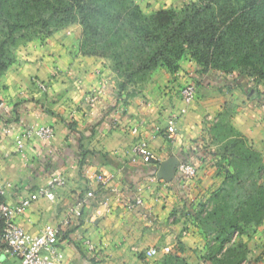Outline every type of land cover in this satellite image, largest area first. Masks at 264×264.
Returning <instances> with one entry per match:
<instances>
[{
	"label": "crops",
	"instance_id": "crops-1",
	"mask_svg": "<svg viewBox=\"0 0 264 264\" xmlns=\"http://www.w3.org/2000/svg\"><path fill=\"white\" fill-rule=\"evenodd\" d=\"M190 1L140 0L139 5H148L150 12H155L179 9ZM80 37L81 28L75 24L46 38L25 42L15 50L14 61L0 76V102L11 126L8 135L0 131L4 200L13 206L55 178L62 182L52 186L53 202H33L15 218V223L37 235L92 192L81 218L64 229L55 244L63 255L60 264H149L142 253L153 246H170L172 256L188 264H203L200 257L205 255L209 239L194 223L193 214L198 208L188 188L181 186L186 181L180 179L178 185L189 200L187 205L173 187L160 188L163 180L156 178L160 163L144 164L140 159L131 162V150L146 140L150 151L162 162L179 161L181 153L207 150L210 156L195 177L203 180L202 189L215 191L219 186L207 182L217 173L209 164L211 149L218 145L210 130L221 120L225 108L229 112L227 122L264 162V82L256 91L243 80L229 86L203 80V84H195L194 103L180 116L178 88L153 73L140 93L114 107L119 78L112 63L106 58L81 55ZM179 76L182 86L198 78L191 75L188 82V75L182 72ZM37 82L47 90L40 91ZM90 97L96 102L91 104ZM171 120L175 121L173 136L166 130ZM67 122L75 123L78 132H70ZM2 123L0 119V129ZM30 125L51 126L54 136L50 142L33 138L19 150L16 140ZM82 150L88 152L85 158ZM107 175L113 178L101 182L100 177ZM176 178L175 169L172 180L164 181L165 187L175 186L171 182ZM192 184L190 181L186 185ZM136 198L142 206H135ZM253 229L251 238L244 241L248 252L243 264H264V222ZM85 240L93 250L84 244ZM0 260L17 264L15 258L4 255L1 247Z\"/></svg>",
	"mask_w": 264,
	"mask_h": 264
},
{
	"label": "trees",
	"instance_id": "trees-1",
	"mask_svg": "<svg viewBox=\"0 0 264 264\" xmlns=\"http://www.w3.org/2000/svg\"><path fill=\"white\" fill-rule=\"evenodd\" d=\"M75 24L81 27L79 53L113 60V71L124 79L120 90L159 67L178 70L186 54L201 72L194 84L264 82V0H197L149 14L136 0H0V76L14 61L13 51L32 34L47 37ZM233 74L235 80H229ZM0 119L9 123L6 115ZM66 127L78 132L75 123ZM210 132L222 153L209 164L218 171L226 162L227 171L209 198L211 208L200 206L193 214L209 239L203 264H243L246 242L231 243L264 222V162L226 120L215 122ZM87 155L82 150L83 158ZM208 156L207 150L189 151L179 162L198 170ZM179 179L171 182L173 191L187 205ZM164 264L188 263L172 256Z\"/></svg>",
	"mask_w": 264,
	"mask_h": 264
},
{
	"label": "built area",
	"instance_id": "built-area-1",
	"mask_svg": "<svg viewBox=\"0 0 264 264\" xmlns=\"http://www.w3.org/2000/svg\"><path fill=\"white\" fill-rule=\"evenodd\" d=\"M37 88L45 92L47 90L43 83L37 82ZM196 86L194 83H187L180 89V100L182 107L178 115L182 116L187 113L188 108L194 103L196 97ZM91 104L96 102L95 97H90ZM5 106L0 102V116H5ZM173 119H176L174 117ZM2 120V119H1ZM174 120H171L167 126V134L173 136L175 134ZM1 134L8 135L11 133V126L3 121L1 124ZM135 133V131H134ZM54 136V130L48 125H30L24 129L21 138L16 140L17 148L20 150L24 147L26 141L37 138L43 142H50ZM138 159L144 164L161 163L162 158L154 155L148 146L146 140H141L131 150V162ZM196 169L189 163L179 162L176 167V173L180 178H192L196 175ZM113 178L112 175L100 177L101 182L106 183ZM59 178L53 179L47 186L39 187L34 192L18 201L15 205H10L4 200L6 185L0 181V247L4 255L15 258L17 264H60L63 261V255L57 250L55 244L63 235L71 223L77 222L81 218L82 209L87 200L93 197L92 192H87L86 196L79 200L73 208L67 210L65 216L56 224L46 225L39 234L32 235L25 232L15 223V218L24 213V211L35 201L45 199L53 202L55 194L52 186L61 184ZM143 202L135 199V206H142ZM84 244L93 250V246L88 240ZM46 253V255H45ZM171 253L170 246L161 248L149 247L143 250L145 258L152 259L160 254L168 255ZM0 264H6L0 260Z\"/></svg>",
	"mask_w": 264,
	"mask_h": 264
},
{
	"label": "rangeland",
	"instance_id": "rangeland-1",
	"mask_svg": "<svg viewBox=\"0 0 264 264\" xmlns=\"http://www.w3.org/2000/svg\"><path fill=\"white\" fill-rule=\"evenodd\" d=\"M138 4H140V0H136ZM194 1H197V0H191L188 4H190L191 2H194ZM187 5V4H185ZM141 9L142 11L145 13V14H149L151 13L150 10H149V6L148 5H144V4H141ZM184 6V5H183ZM182 6V7H183ZM182 7H180L179 9H181ZM169 9H173V8H169ZM179 9H176V10H179ZM71 26V25H70ZM81 28V27H80ZM32 33H30L31 35ZM31 36H33L31 40H35V39H43V38H46V35L44 34H32ZM26 42V41H25ZM23 42V43H25ZM28 42V41H27ZM21 43V44H23ZM17 49V48H16ZM15 49V50H16ZM15 50L13 51V53L15 52ZM112 63V68H113V65H114V62L113 60L109 59ZM178 66H179V69L178 70H171V69H168L166 67H159L157 69H155L154 71L150 72V73H147L146 76L144 75H141V76H136L134 81L132 83H129L127 84L124 88H122V90H120L119 88V85L121 82H123V78L121 75H119L116 71V75L118 76L117 78H119V81L117 82V91H116V100L117 102H122V103H125L126 104V100L128 99H131L133 97V95H135L136 93H140L141 91L140 90H143V87L142 85H146L148 83V81H150V75L155 73V74H159L160 75V79H164L166 80L167 82L170 80L172 83L175 84V86L178 88V93H180V89L183 87L182 86V83H179L181 82V76H179L180 74L185 73L186 75H188V79L189 81L188 82H191L190 80V76L193 75V77H198L200 76V71L199 69L196 67L195 63L193 62V60L190 58V55L189 54H186L184 55L178 62ZM237 75L233 74V75H230V76H227V78L229 80H235V77ZM182 80H185L184 77H182ZM251 83V89L252 90H258V84L260 83H256L254 80L252 81H249ZM187 84V83H186ZM182 86V87H181ZM255 91V92H256ZM98 102V100H97ZM109 108H107V110L109 111ZM111 112V110L109 111ZM221 119H226V121H228L229 119V112L227 111V108L224 109L223 111V114H221ZM221 145H217L215 148L211 149V152H212V159L211 160H219V158H221ZM222 167L220 170L217 171V173L213 176V180H210V181H207V182H212L213 184H216L217 186H221L225 180V177H226V169H227V166H226V162L222 163ZM184 181H186V184L188 182H192L193 184L192 185H181L180 183L182 182H178V184H180L182 187L186 186V188H188V192H190V197L193 198V201L196 205V207L199 209L200 206H204L207 210L211 208V204L209 203V198L212 194V192L214 191H209V190H205V189H202V182L203 180L200 178V179H196V177H192V178H180ZM179 179V180H180ZM216 180V181H215ZM164 181H161L160 184H162L160 186L161 189L163 190H168L170 188H172V186L169 185V187H165L164 185ZM183 187V188H184ZM218 187V188H219ZM158 188V187H157ZM217 188V187H216ZM171 190V189H170ZM187 190V189H186ZM193 203V204H194ZM246 230V234H243L241 237L240 236H236L234 237L233 241H232V246H235L240 240H242L243 242L247 240V238H251V236L253 235V233L255 232V230L250 227L248 229H245ZM163 246V245H160V247ZM173 246H175L174 244H172V248ZM153 247H156V246H153ZM143 254V253H142ZM169 257H172V254H168V255H159L155 258H152V259H148L149 260V264H164L166 259L169 258ZM145 258V257H144ZM200 258H203L202 256Z\"/></svg>",
	"mask_w": 264,
	"mask_h": 264
},
{
	"label": "water",
	"instance_id": "water-1",
	"mask_svg": "<svg viewBox=\"0 0 264 264\" xmlns=\"http://www.w3.org/2000/svg\"><path fill=\"white\" fill-rule=\"evenodd\" d=\"M179 161L169 159L160 163L158 171L156 173V178L158 180L170 181L174 176V170L176 169Z\"/></svg>",
	"mask_w": 264,
	"mask_h": 264
}]
</instances>
